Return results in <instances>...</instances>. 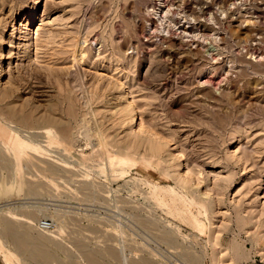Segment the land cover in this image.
<instances>
[{
	"label": "rangeland",
	"instance_id": "374dc122",
	"mask_svg": "<svg viewBox=\"0 0 264 264\" xmlns=\"http://www.w3.org/2000/svg\"><path fill=\"white\" fill-rule=\"evenodd\" d=\"M34 2L0 0V264H264V0H40L21 41Z\"/></svg>",
	"mask_w": 264,
	"mask_h": 264
},
{
	"label": "bare ground",
	"instance_id": "6f19581e",
	"mask_svg": "<svg viewBox=\"0 0 264 264\" xmlns=\"http://www.w3.org/2000/svg\"><path fill=\"white\" fill-rule=\"evenodd\" d=\"M39 5H40V0H35V2H34V6L31 8V17H30V21H28L27 22V24H21V26L24 28L23 30H25L24 32H22L21 33V41H22V39H26V42H27V40H32V25L30 24V22H31V20L33 19V15H34V13L36 12V10L38 9V7H39ZM8 38V37H7ZM6 39V38H5ZM4 38H3V41H1L0 43H1V47H0V49L2 50L1 52H0V75L1 74H5L6 73V64H4L5 62H6V60H8L9 58H8V54L6 53V52H4V44L5 43H7L6 42V40H5ZM29 42V41H28ZM20 43V42H19ZM21 44V43H20ZM6 45V44H5ZM9 45V44H8ZM27 120H29V119H27ZM27 120L25 119L24 121H26L27 122ZM142 126V125H141ZM141 130V129H140ZM17 133H16V137H17Z\"/></svg>",
	"mask_w": 264,
	"mask_h": 264
},
{
	"label": "built area",
	"instance_id": "2783aa9c",
	"mask_svg": "<svg viewBox=\"0 0 264 264\" xmlns=\"http://www.w3.org/2000/svg\"><path fill=\"white\" fill-rule=\"evenodd\" d=\"M43 229L45 230H52L53 229V224L51 222H42L40 225Z\"/></svg>",
	"mask_w": 264,
	"mask_h": 264
}]
</instances>
